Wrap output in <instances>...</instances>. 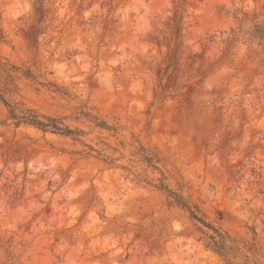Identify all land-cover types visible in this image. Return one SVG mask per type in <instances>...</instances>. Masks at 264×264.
I'll return each instance as SVG.
<instances>
[{"label":"rangeland","instance_id":"obj_1","mask_svg":"<svg viewBox=\"0 0 264 264\" xmlns=\"http://www.w3.org/2000/svg\"><path fill=\"white\" fill-rule=\"evenodd\" d=\"M256 27L264 0H0V94L73 131L0 101V264H264Z\"/></svg>","mask_w":264,"mask_h":264},{"label":"trees","instance_id":"obj_2","mask_svg":"<svg viewBox=\"0 0 264 264\" xmlns=\"http://www.w3.org/2000/svg\"><path fill=\"white\" fill-rule=\"evenodd\" d=\"M254 33L259 35L261 39H264V31L260 28H255ZM24 76L26 78H32L30 73H24ZM0 101L9 108L8 114L9 118L14 120L15 125L18 126L19 124H28L32 125L34 127H37L43 131L51 130L54 133H62L65 135L72 134L73 131H71L68 128H61L57 122H54L53 120H49L47 123L40 121L38 119V116L35 115L31 110H17L15 107H11L2 97L0 94ZM177 202H180L179 199H177ZM210 226V225H208ZM220 241H216L214 237H209L211 242L207 244V247H210L212 250H214L216 253H218L220 256H224L225 248H226V236L220 235ZM231 264V263H229Z\"/></svg>","mask_w":264,"mask_h":264}]
</instances>
